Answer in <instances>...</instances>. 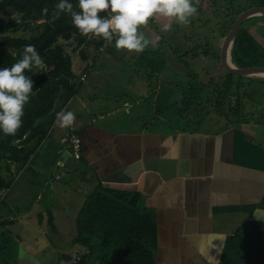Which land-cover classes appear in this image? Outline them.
Returning a JSON list of instances; mask_svg holds the SVG:
<instances>
[{
	"label": "crops",
	"instance_id": "0c3cea01",
	"mask_svg": "<svg viewBox=\"0 0 264 264\" xmlns=\"http://www.w3.org/2000/svg\"><path fill=\"white\" fill-rule=\"evenodd\" d=\"M256 16L244 27L264 50V15ZM110 47L58 111L75 113L72 126L58 127L55 115L26 164L1 172L11 183L0 189V264H69L71 253L82 255L83 248L71 243L75 218L97 185L135 192L137 206L152 212L155 264H239L232 234L247 221L264 223V125L224 127L213 119L211 130H201L203 122L196 131H159L153 129L157 115L145 126L138 116L122 114L125 103L109 110L96 99L102 94L108 100L106 92L95 90L106 86L104 70L121 58L107 54ZM92 54L71 62L74 81ZM158 94L145 110L155 112ZM73 135L80 140L78 160L68 148Z\"/></svg>",
	"mask_w": 264,
	"mask_h": 264
},
{
	"label": "trees",
	"instance_id": "16d2710c",
	"mask_svg": "<svg viewBox=\"0 0 264 264\" xmlns=\"http://www.w3.org/2000/svg\"><path fill=\"white\" fill-rule=\"evenodd\" d=\"M68 2L73 4L74 9L78 7V0ZM58 3L59 0H0V7L19 14L13 20L0 19V68L16 63L24 47L29 44L35 46L45 64L43 70L35 67L31 71L26 70L25 74L31 77L34 85L24 108L22 127L14 136H6L0 131V189H7L11 183V178L4 177L1 172H8L9 165H13L14 172H17L26 164L46 136L57 112L75 94V82L78 80L74 81L70 69V53L77 51V55L84 58L86 51H94L103 41L102 38L81 36L68 13H61L56 18L55 6ZM252 6H264V0H199L198 15L188 24L189 32L182 35L179 46L171 49V53L187 69L186 74L190 78L181 89L178 100L167 107L170 116L166 119L171 120L169 126L173 131H196L211 115L214 119L222 120L224 127L264 125L260 123L264 120V79L223 72L214 79L198 82L189 73V63L183 59L194 60L202 56L217 64V50L213 51L199 39L192 42L194 23L201 18L206 21L227 17L231 26L241 11ZM221 7L223 12H220ZM207 11L214 16H204ZM253 17L257 16H251L241 23L226 51L233 67H264V50L244 27ZM17 19L20 23H16ZM32 21H40L39 34L28 37L6 34L18 28L25 30ZM67 47L70 48L69 53ZM142 58L146 60L143 66L145 79L150 81L161 69L158 49L155 47L144 52ZM153 58H157V64ZM137 203L138 195L132 191L103 188L100 185L93 189L75 218V236L71 243L84 250L77 264H155L154 217L151 211L139 208ZM46 224L48 228H53L50 218ZM230 242L239 264H264V223L245 222L232 234Z\"/></svg>",
	"mask_w": 264,
	"mask_h": 264
},
{
	"label": "rangeland",
	"instance_id": "374dc122",
	"mask_svg": "<svg viewBox=\"0 0 264 264\" xmlns=\"http://www.w3.org/2000/svg\"><path fill=\"white\" fill-rule=\"evenodd\" d=\"M221 11H224L222 7L220 8V12ZM235 14L236 13H234V15ZM203 15H207V17H210V15L214 16L213 13L209 14V11ZM18 17L19 14L17 12L11 9L0 7V19L9 21ZM233 17L234 16H232V18ZM167 22L169 21L165 18L157 16L151 18L147 25L141 26L145 35L152 41V45H154H150L144 52L152 50L156 47L160 55L161 69L153 79L150 81L145 79L143 66L146 60L142 58L144 52L139 54H129L126 50H119L125 53L123 59V55L116 52L117 49L114 46L115 42H113L111 44L110 51L107 54L121 58H119V61L110 64L112 67L111 70L109 68L104 70V72H106L104 75L106 78V86L95 90L96 93H103V91H105L106 95H108V100L106 99V96H103L102 94H98L96 96L97 100H104V103H101L104 106L109 107V105L113 104L114 107H122V105L125 103V110L122 114H126L127 116L134 118H137L136 116H138L139 122H137V124L141 123L145 126L150 125L149 123L154 120L153 117L157 115V117H160L161 119L156 120V125H153V129H157L159 131H168L171 129L169 126L171 124V120L169 122L168 119H166V117L169 118L170 116V109L167 107L178 100L181 89L186 86L190 79L189 76L187 77V69L184 67L183 63H181L176 58V56L171 53V49L176 48L182 43V35L186 32H189L188 30H190V28L188 25H179L173 20L171 21L172 30L164 33L161 31V28L163 24ZM27 25L28 27L25 30L18 28L13 31H9L6 34L10 35L11 37H28L30 35H37L41 31V25L39 21H32ZM229 26L230 24L227 20V17L220 18V20L217 18H211L206 21L204 18H201V20L194 23V26L192 27V42H195L197 39H199L201 43L208 44V46H210L213 51H216L218 50L222 40L221 35H225L227 33L230 28ZM66 50L68 53L70 52L69 47H67ZM70 54L75 55L73 53ZM71 55V62L77 59V55ZM98 58H96L95 61H97ZM183 59L189 63V73L193 74L198 82H206L209 78L214 79L223 74V71L219 67L218 63L216 64V62L212 59H204L202 56L194 60H190L189 58ZM153 61L157 64L158 60L157 58H153ZM138 74H142L144 80H138ZM127 79H129V82L126 81ZM144 83L148 88L147 90L144 88ZM76 86L78 88L79 84H76ZM140 88L144 89L143 92L139 91ZM138 91L139 93L136 94ZM154 92L156 94H163L164 98L162 97L163 95L161 97L156 96L153 105L155 112L151 110V106H148L149 110H145V106L148 104H153L150 102L153 99ZM120 93H124L127 100L122 98L120 99ZM116 97L117 99L113 100ZM134 101L135 103L139 104V106L135 107ZM110 109L111 107H109V110ZM213 119L214 118L211 115L209 120L213 121ZM209 120H206V123L202 124L201 130L204 128L211 130L213 126L211 122H208ZM146 128L150 129L149 127Z\"/></svg>",
	"mask_w": 264,
	"mask_h": 264
},
{
	"label": "clouds",
	"instance_id": "9594fccd",
	"mask_svg": "<svg viewBox=\"0 0 264 264\" xmlns=\"http://www.w3.org/2000/svg\"><path fill=\"white\" fill-rule=\"evenodd\" d=\"M198 4L199 0H78V7L74 9L68 0H59L55 17L68 13L81 36L114 41L117 50L139 54L152 45L141 26L157 16L169 21L161 28L164 33L172 30L173 20L179 25H188L198 15ZM16 23L20 21L17 19ZM34 67L43 70L45 64L35 46L29 44L16 63L0 68V131L6 136H14L23 125L24 108L34 85L25 73ZM74 120L75 113L62 110L56 114L55 124L68 128Z\"/></svg>",
	"mask_w": 264,
	"mask_h": 264
},
{
	"label": "water",
	"instance_id": "95a60500",
	"mask_svg": "<svg viewBox=\"0 0 264 264\" xmlns=\"http://www.w3.org/2000/svg\"><path fill=\"white\" fill-rule=\"evenodd\" d=\"M264 15V6H252L242 12H240L234 19L227 33L223 36L220 45L217 50V62L219 67L223 72L233 75V76H263L264 77V67L263 66H246L242 68L233 67L228 59L226 51L234 38L241 23L254 15Z\"/></svg>",
	"mask_w": 264,
	"mask_h": 264
},
{
	"label": "built area",
	"instance_id": "2783aa9c",
	"mask_svg": "<svg viewBox=\"0 0 264 264\" xmlns=\"http://www.w3.org/2000/svg\"><path fill=\"white\" fill-rule=\"evenodd\" d=\"M112 42H108L103 40L101 45L98 46L92 54V58L91 61L83 68L78 81L84 82L87 74L90 71V68L93 66V64L95 63L94 61L96 60V58H98L100 55L104 54L106 51V48H108ZM68 148H69V152H70V156L74 159V160H78L79 155H80V140L76 135L70 136L68 139ZM56 180L59 179V176L55 177ZM80 260V255L78 253H71L69 258H68V262L69 264H77L78 261Z\"/></svg>",
	"mask_w": 264,
	"mask_h": 264
}]
</instances>
